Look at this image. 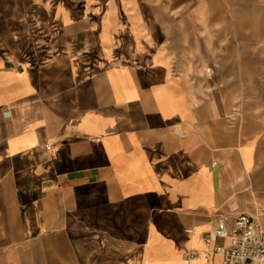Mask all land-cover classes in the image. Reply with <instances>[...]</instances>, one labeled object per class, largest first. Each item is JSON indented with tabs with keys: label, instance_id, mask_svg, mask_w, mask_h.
Returning a JSON list of instances; mask_svg holds the SVG:
<instances>
[{
	"label": "crops",
	"instance_id": "0c3cea01",
	"mask_svg": "<svg viewBox=\"0 0 264 264\" xmlns=\"http://www.w3.org/2000/svg\"><path fill=\"white\" fill-rule=\"evenodd\" d=\"M146 17L0 0V264H224L217 213L264 226V58L211 103Z\"/></svg>",
	"mask_w": 264,
	"mask_h": 264
},
{
	"label": "rangeland",
	"instance_id": "374dc122",
	"mask_svg": "<svg viewBox=\"0 0 264 264\" xmlns=\"http://www.w3.org/2000/svg\"><path fill=\"white\" fill-rule=\"evenodd\" d=\"M144 2L146 21L160 31L164 50L177 59L178 72L193 76L194 84L200 86L204 95H209L211 103L219 100L221 89L231 86L233 76L228 73L235 67L239 72L251 56L260 66V58H264V36L254 33L247 24L239 25L234 10L242 3L264 8V0ZM242 92H245L244 86ZM245 100L244 94L236 96V102L245 104Z\"/></svg>",
	"mask_w": 264,
	"mask_h": 264
},
{
	"label": "built area",
	"instance_id": "2783aa9c",
	"mask_svg": "<svg viewBox=\"0 0 264 264\" xmlns=\"http://www.w3.org/2000/svg\"><path fill=\"white\" fill-rule=\"evenodd\" d=\"M45 147L48 148V144ZM218 237L228 240L227 244L215 247V251L222 254L224 264H264V226L249 215L217 213V223L208 240ZM197 253L193 250L189 257Z\"/></svg>",
	"mask_w": 264,
	"mask_h": 264
}]
</instances>
